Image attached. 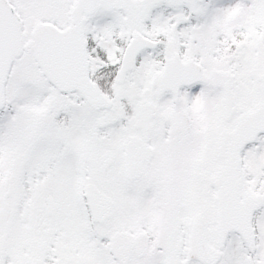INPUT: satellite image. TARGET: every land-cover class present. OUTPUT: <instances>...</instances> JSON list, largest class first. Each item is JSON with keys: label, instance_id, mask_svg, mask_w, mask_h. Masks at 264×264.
<instances>
[{"label": "snow or ice", "instance_id": "obj_1", "mask_svg": "<svg viewBox=\"0 0 264 264\" xmlns=\"http://www.w3.org/2000/svg\"><path fill=\"white\" fill-rule=\"evenodd\" d=\"M0 264H264V0H0Z\"/></svg>", "mask_w": 264, "mask_h": 264}]
</instances>
